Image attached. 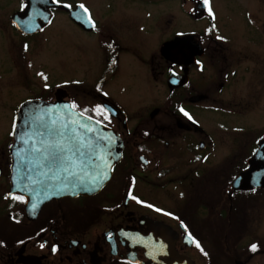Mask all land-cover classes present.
<instances>
[{
	"label": "flooded vegetation",
	"instance_id": "obj_1",
	"mask_svg": "<svg viewBox=\"0 0 264 264\" xmlns=\"http://www.w3.org/2000/svg\"><path fill=\"white\" fill-rule=\"evenodd\" d=\"M215 1L109 0L100 10L109 23L101 24L81 1L50 0L46 12L52 13L51 25L28 35L43 9H34L29 17V0H0V45L10 60L0 77V113L12 117L9 126L0 121V264H180L182 257L193 264L215 263L209 232L229 241L238 209L253 208L258 192H264L233 187L264 138V13L255 20L247 10L246 24L242 14L240 24L225 31L215 26ZM157 4L163 7L155 11ZM84 9L94 22L91 30L84 25ZM58 20L96 37L95 59L87 65L81 61L79 80L34 97L37 38ZM153 36L158 51L149 53L143 49ZM124 66L139 81L136 90L122 84ZM22 88L31 95L17 105L3 103L8 92L21 95ZM35 99H60L70 105H59L58 111L71 108L119 135L122 160L96 195L61 197L29 210L24 196L11 193L17 115L22 104ZM252 112H259L254 127L244 119L229 129L214 121L210 127L214 114L235 118ZM56 118L55 124L32 122L30 161L20 171L32 178L35 190H43L48 175H64L73 165L44 159L42 140L50 151H56L57 142L76 149L66 129L62 137L37 128L75 124L64 114ZM253 129L258 132L249 136ZM232 161L239 167L224 172ZM241 232L234 263L264 264L262 241L246 243L248 233ZM185 237L194 240L192 247ZM231 250L227 244L226 256L233 257ZM228 257L220 262L226 264Z\"/></svg>",
	"mask_w": 264,
	"mask_h": 264
},
{
	"label": "water",
	"instance_id": "obj_2",
	"mask_svg": "<svg viewBox=\"0 0 264 264\" xmlns=\"http://www.w3.org/2000/svg\"><path fill=\"white\" fill-rule=\"evenodd\" d=\"M29 2L30 6L26 16L30 17L34 9H43L42 12H38V21L34 30L25 32L31 35L41 32L51 25L53 16L51 12H46V8L52 6L50 0H29ZM93 24L94 22L87 11L84 25L88 30H91ZM59 105L70 104L60 101V99L56 102L42 99L29 100L22 104L17 115L14 130L16 143L11 149L13 160L11 193L24 196L28 202L29 210L33 208L34 204L35 207H41L45 203L61 197L96 195L111 180L114 168L123 157V142L113 129L71 108L64 112L58 111ZM60 114H64V120L75 122V124L67 126L66 131L72 130L75 133L72 145L76 148L80 145V149L73 156L75 164L72 165L68 173L61 176L48 175V178H45L41 183L43 190H35L32 187L34 184L32 178L20 171V165L26 160L30 161L31 143L29 138L32 137L31 131L34 130L32 122L49 123L57 119L56 117ZM38 127L52 128L48 124L37 125ZM233 187L237 191L264 190V138L259 142L255 155L249 160L248 168L236 178ZM185 243L192 247L195 242L193 239L185 237ZM182 258L180 264H193L189 258Z\"/></svg>",
	"mask_w": 264,
	"mask_h": 264
},
{
	"label": "rangeland",
	"instance_id": "obj_3",
	"mask_svg": "<svg viewBox=\"0 0 264 264\" xmlns=\"http://www.w3.org/2000/svg\"><path fill=\"white\" fill-rule=\"evenodd\" d=\"M6 2V0H2ZM61 2H70L76 3L77 1L83 2L86 6H88L93 14L94 17L99 20L101 24L109 23V16H107L104 12L100 10L102 7H105V3L109 0H59ZM183 4V0H182ZM163 6H155V11H158ZM181 8V6H179ZM215 16H217L216 25H220L223 27L225 31H230L233 29V26H237L240 24L239 17L243 14L245 19V24L247 23V10L251 11V15L255 20H258V14L262 15L264 13V0H216L215 1ZM264 14L262 15V17ZM142 24V20L139 21ZM137 24H133V28L136 27ZM241 26V25H240ZM128 25L124 22L123 30L125 31ZM132 27V25H131ZM133 38V37H132ZM47 41L49 48L46 49L45 40ZM96 37L94 35H86V33L79 31L73 28L71 25L67 26L66 21L58 20L57 23L54 24L50 30L43 34V36H38L36 42V49L35 54L32 55V60L35 62L36 66V75L32 82L35 84V88H37V93L34 97H40L43 92H47L51 90L53 86L63 82H70L73 83L79 78L83 77L81 74V61L83 63H93L95 59V51H94V44H95ZM155 36L150 39V42L147 43L145 51L149 53L158 51V48H155L153 40ZM89 60V61H88ZM7 53L5 48L0 45V77H3L6 73V69L10 66V60L8 61ZM2 65V66H1ZM124 66L120 73V78L122 79V84L128 86L132 90H136L139 88V81L133 80L130 78L132 72L128 69H125ZM133 70H136V66L133 67ZM42 74V75H41ZM89 74H86L88 76ZM45 77L47 79H45ZM131 79V80H130ZM18 84V81H15ZM37 82V83H36ZM25 84V82H23ZM27 87L29 81L26 82ZM9 91V90H8ZM19 91L13 92L10 95L8 92L4 97L3 103H16L20 104L24 97L30 96L28 90L21 89V95ZM44 96V95H41ZM32 97V96H31ZM1 104V103H0ZM134 109V106L131 107ZM11 113H9L10 115ZM217 116L216 118H209L211 122V126L213 121L216 125L222 124L227 126L228 129L231 128L233 125H238L236 123L237 120L244 119L245 124L247 127L252 124H255L259 120V112H252L247 115H238V117H231L230 114L218 113L214 114ZM212 117V116H211ZM264 118V116H263ZM12 117H7L0 113V121L2 123H6L8 126L10 125L8 121H11ZM255 129H258L255 128ZM250 130L248 132L249 136L255 135L258 131L257 130ZM216 133V132H214ZM213 133V134H214ZM239 167L238 161H232L226 164L224 167V172L230 171V169H237ZM258 198L256 205L253 208L249 206H242L238 209L236 214L237 223L234 224L235 227L231 226L229 229L230 233V240L226 241L222 236L216 238L214 233H210L211 239L208 240L210 249L214 251V264H222L220 261H225L228 257L227 252L225 251V247L228 244L231 246V253L233 257H228V262L226 260V264H235L234 260L238 257V234L240 231L247 232L248 235L246 238L248 239L246 243L252 242L254 239L262 241L260 244L264 245V192H258ZM251 218V220H250ZM249 221V222H248ZM257 223H253V222ZM233 224V225H234ZM246 224L248 228L244 230ZM247 226V225H246ZM227 232L226 229L222 230V233ZM241 232V233H242ZM253 234V235H251ZM205 243V242H204Z\"/></svg>",
	"mask_w": 264,
	"mask_h": 264
},
{
	"label": "snow or ice",
	"instance_id": "obj_4",
	"mask_svg": "<svg viewBox=\"0 0 264 264\" xmlns=\"http://www.w3.org/2000/svg\"><path fill=\"white\" fill-rule=\"evenodd\" d=\"M206 2H207V0H206ZM81 7L83 8V6H81ZM84 11L87 12V9H84ZM45 79H47V78L45 77ZM52 123L55 124L54 121ZM66 128H67L66 125L63 126L62 128H59V129H54V128L49 127L48 128V134L53 135L55 133H58L60 136L63 137L65 135V129ZM68 133H69L71 139H75V133L72 130H68ZM39 135L43 136L44 133L41 132V133H39ZM41 142L45 146L44 152H43L44 159L49 160V162L51 164H55L57 162H59L61 164L69 163V162L73 165L75 164V161L73 160V156L76 154V152H79L78 147L75 149V151H73L71 145L63 144L61 142H57L55 144L56 151H50L49 150L50 145L48 144V142L43 141V140ZM36 151H40V150L36 149ZM65 151L72 152V155H63V153ZM65 171H67V168H65ZM33 208H35V204L33 205ZM196 246L199 247V244L197 243ZM201 250L203 251V249H201ZM251 250L256 251V245H252Z\"/></svg>",
	"mask_w": 264,
	"mask_h": 264
}]
</instances>
